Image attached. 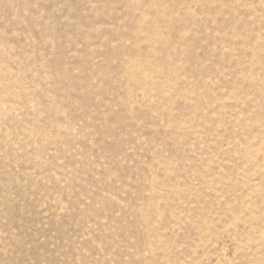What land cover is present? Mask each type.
Here are the masks:
<instances>
[{
  "label": "rangeland",
  "instance_id": "obj_1",
  "mask_svg": "<svg viewBox=\"0 0 264 264\" xmlns=\"http://www.w3.org/2000/svg\"><path fill=\"white\" fill-rule=\"evenodd\" d=\"M0 264H264V0H0Z\"/></svg>",
  "mask_w": 264,
  "mask_h": 264
}]
</instances>
